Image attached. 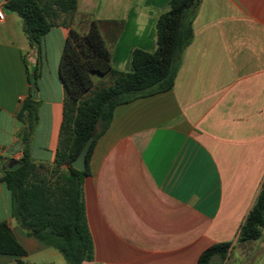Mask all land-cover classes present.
<instances>
[{"label": "crops", "instance_id": "crops-1", "mask_svg": "<svg viewBox=\"0 0 264 264\" xmlns=\"http://www.w3.org/2000/svg\"><path fill=\"white\" fill-rule=\"evenodd\" d=\"M170 1L78 0L71 27L85 33L97 20L113 68L129 72L135 49L156 51L157 22ZM61 21L38 51L17 13L5 9L0 20V156L9 162L23 156L18 113L37 69L31 157L56 164L66 96L60 63L69 34ZM193 30L174 86L118 105L95 144L82 180L94 244L87 264H196L223 241L234 242L225 264H264V233L237 242L264 180V0H201ZM2 172L3 164L0 222L28 255L0 254V264L46 256L67 264L13 217ZM235 247L238 260L231 259Z\"/></svg>", "mask_w": 264, "mask_h": 264}, {"label": "trees", "instance_id": "trees-1", "mask_svg": "<svg viewBox=\"0 0 264 264\" xmlns=\"http://www.w3.org/2000/svg\"><path fill=\"white\" fill-rule=\"evenodd\" d=\"M5 9L17 13L31 48L41 49L44 36L58 19L69 27L60 72L66 96L61 126L60 147L54 167L67 165V172H40L47 165L31 157L32 137L38 122L37 101L33 91L23 101L18 118L23 123L19 136L23 143L21 165L9 170L4 165L1 181L11 192V214L26 232L56 248L67 264H87L94 259L93 238L83 200V177L90 174V159L97 140L109 128L115 108L139 97L171 89L179 71L182 55L194 37L193 21L201 0H171L168 11L157 22L158 47L149 52L135 49L132 70L119 71L111 64V51L103 38L99 22L91 21L87 32L71 27L78 0H2ZM109 75L110 85L93 89V75ZM37 69L29 74L35 83ZM93 143L85 171L72 162L90 136ZM264 233V180L255 203L241 226L237 242L260 239ZM233 241L217 242L206 248L196 264H225ZM0 254L24 257L27 249L6 222H0ZM19 264H24L18 259Z\"/></svg>", "mask_w": 264, "mask_h": 264}, {"label": "rangeland", "instance_id": "rangeland-1", "mask_svg": "<svg viewBox=\"0 0 264 264\" xmlns=\"http://www.w3.org/2000/svg\"><path fill=\"white\" fill-rule=\"evenodd\" d=\"M94 82L95 83H94L93 89H96L97 87L101 86L102 84L110 85L112 83V78L109 75L102 76V75H99V74L95 73L94 74ZM103 82H105V83H103ZM0 165L2 166V162L1 161H0ZM3 169H4V165H3ZM40 172H67V170L62 169L61 167L60 168H56L53 165V166H47L46 169L41 170ZM239 254H240V252H239L238 248L235 247L234 250L231 253V255H232L231 259L233 258V259L238 260L240 258ZM59 256H61V255H59ZM38 259L40 260V262H42L44 264H55L54 259L51 258L50 256L41 257V258H38ZM38 259L32 257V258H25L24 261H25L26 264H33V263H37ZM257 259L258 258H256V260Z\"/></svg>", "mask_w": 264, "mask_h": 264}, {"label": "water", "instance_id": "water-1", "mask_svg": "<svg viewBox=\"0 0 264 264\" xmlns=\"http://www.w3.org/2000/svg\"><path fill=\"white\" fill-rule=\"evenodd\" d=\"M31 88L33 91V98L37 99L38 97V89L35 83L31 84ZM94 136H90L87 141L84 143L83 147L81 148L78 156L73 160L72 165L80 170V171H85L87 168V155L89 153L90 147L93 143ZM3 162H9L7 157L2 158ZM21 165L20 161H10L9 162V170H15Z\"/></svg>", "mask_w": 264, "mask_h": 264}, {"label": "built area", "instance_id": "built-area-1", "mask_svg": "<svg viewBox=\"0 0 264 264\" xmlns=\"http://www.w3.org/2000/svg\"><path fill=\"white\" fill-rule=\"evenodd\" d=\"M5 19V7H4V1H0V20Z\"/></svg>", "mask_w": 264, "mask_h": 264}]
</instances>
